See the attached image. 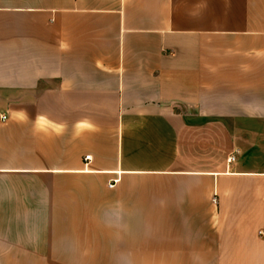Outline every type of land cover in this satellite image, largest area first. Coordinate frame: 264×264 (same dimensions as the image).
<instances>
[{
  "label": "crops",
  "instance_id": "0c3cea01",
  "mask_svg": "<svg viewBox=\"0 0 264 264\" xmlns=\"http://www.w3.org/2000/svg\"><path fill=\"white\" fill-rule=\"evenodd\" d=\"M261 232L264 0H0V264H264Z\"/></svg>",
  "mask_w": 264,
  "mask_h": 264
},
{
  "label": "built area",
  "instance_id": "2783aa9c",
  "mask_svg": "<svg viewBox=\"0 0 264 264\" xmlns=\"http://www.w3.org/2000/svg\"><path fill=\"white\" fill-rule=\"evenodd\" d=\"M3 121L7 120V117L2 118ZM85 160L88 162L91 160V156H86ZM236 160V157L234 155L230 156L229 162L232 163ZM116 181L112 183V185H109V188H113L116 185ZM261 235H264V232H261Z\"/></svg>",
  "mask_w": 264,
  "mask_h": 264
}]
</instances>
